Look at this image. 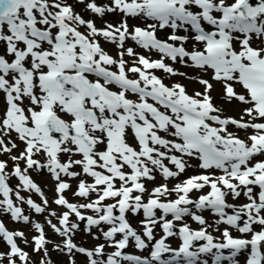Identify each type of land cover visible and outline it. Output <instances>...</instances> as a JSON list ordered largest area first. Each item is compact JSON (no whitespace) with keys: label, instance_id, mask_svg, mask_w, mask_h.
Here are the masks:
<instances>
[{"label":"snow or ice","instance_id":"obj_1","mask_svg":"<svg viewBox=\"0 0 264 264\" xmlns=\"http://www.w3.org/2000/svg\"><path fill=\"white\" fill-rule=\"evenodd\" d=\"M0 157V264H264V0H0Z\"/></svg>","mask_w":264,"mask_h":264},{"label":"rangeland","instance_id":"obj_2","mask_svg":"<svg viewBox=\"0 0 264 264\" xmlns=\"http://www.w3.org/2000/svg\"><path fill=\"white\" fill-rule=\"evenodd\" d=\"M181 66V65H180ZM182 69H186V68H182ZM187 70V69H186ZM162 73V71H157L156 74ZM182 81L184 78H180ZM179 78H175V80L171 81V82H175L176 80H180ZM170 81V80H168ZM186 84H188L190 81H184ZM188 86V85H187ZM197 88H202L201 86H197ZM199 90V89H198ZM201 91V90H200ZM213 94V99L214 101L218 104L219 107H223L225 110V114L226 115H237L238 112V108L232 105H227L224 104L220 98V90H213L212 91ZM50 194V192H49ZM10 230H12V228L8 225L5 224ZM81 236H77V239H80L82 237V233L80 234ZM89 238V237H88ZM90 239V238H89ZM54 240H59V238L54 239ZM49 250L51 251V245H49ZM31 253V252H30ZM51 256H52V260H53V264H67V260L68 258L60 253L57 252H51ZM32 259L35 261H39L40 257L37 256L36 254H32ZM77 264H84V258L83 257H77Z\"/></svg>","mask_w":264,"mask_h":264}]
</instances>
